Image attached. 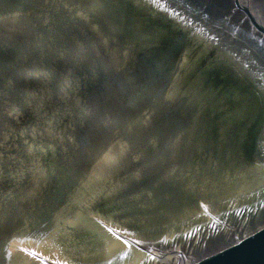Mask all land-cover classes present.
Returning <instances> with one entry per match:
<instances>
[{
  "label": "bare ground",
  "instance_id": "1",
  "mask_svg": "<svg viewBox=\"0 0 264 264\" xmlns=\"http://www.w3.org/2000/svg\"><path fill=\"white\" fill-rule=\"evenodd\" d=\"M31 1L33 0H0V36L3 35L4 38L7 36L8 39V44L6 41L5 43L0 41V54L7 53L9 54L8 57L10 56V60H7V62L4 60V63H0V87H2V90L4 89L2 91L0 88V168L6 170L12 168L13 165L16 164L13 162L15 159L12 161L11 157H15L17 154L22 153V149L20 150L18 148L22 145H20L21 141L17 136L19 134H17V132L24 131L25 136L36 147V150H39L38 154L44 159L37 162V164L34 163L35 165H33V163L31 165L32 168L29 172H31L32 174H30L34 177L30 185L31 188H41L44 190L47 187L45 188L43 185H47L49 181H52L53 179L51 180V178H56V182L61 183L62 173L68 169L66 175L70 174L71 188L69 187V193H67L65 198L70 208L77 209L83 207L85 198L89 196L92 198L94 197L95 201L92 202L94 205H98V207L106 205V208L109 206L113 210L121 207L122 209H130L132 212L136 211V213L132 214V219L140 217L141 215L148 217L161 216L163 220L176 217L183 218L202 211L195 201L198 195L193 194V192L199 193L200 190H207V194H218L219 196L213 199V205L216 206L232 200L263 177L259 169L251 166L238 154L237 156H229L228 151L224 148L225 146L218 148L217 144L208 141L206 139L207 134L204 135L203 130L199 128L200 124L202 125V122H204L205 118L210 114L206 111L209 106L211 110L214 109V105L215 107L226 106L227 113H229L228 117H234L236 113L239 112L244 116L249 115L248 118L253 119L257 104L250 102L248 98H246L247 95L245 97L243 96V98L238 96L241 98H237L238 100L235 98L232 102L229 98L230 96L227 94L229 91H226V93L217 88L216 92V84L207 77L211 74L212 70H209L207 75L204 70L200 68L196 56L182 61V65L180 66H182L183 69L187 67L184 74H182L183 76H188V74L191 73V67L194 65L200 68L199 76L194 77L193 81H189L187 78V83H190L191 87L198 85L197 88L200 92V96L197 97V101L188 96L189 86H185V88L180 86V88H178L176 84L174 90L169 94L170 104L172 105V116L174 115L176 118L182 116L183 107L186 106V103L193 113L195 117L193 120H195L197 126L191 130L190 136L187 137L182 133L188 132L189 130H177L172 128L169 124L166 128L162 129L161 126L164 122L161 121L160 115H156L151 109V111L142 109L139 116L135 119V123L132 124L131 121L133 120H131L132 118L130 117L135 116L133 110L135 105L134 97L123 95L124 105L117 113L113 109L111 111V108L108 107V100L103 97V94H98L97 96L96 93H93V89L90 88V85H92V88L96 86L98 70H104V78L108 79L110 85L113 84L116 90L123 91L127 89V85L129 86L131 83L130 81L128 83L122 81L119 76H117L115 71L116 65L114 64L117 62V58L111 57V54H113L109 53L111 49H109V52L104 51V49L99 50L97 43L95 41L94 43L91 42L92 39H90L88 33L82 32V36L72 34V32L69 33V26L73 25L74 28L75 24H78L74 20L78 18L77 15L81 14V12H76V7L72 8V5H64L66 10H61L62 6L60 5L57 9L60 11L61 17L57 20L53 18L54 15L51 12L54 11V9H50L48 0L42 3L35 1L30 4ZM119 2L122 4V7L118 6L119 9L113 7L116 14L119 16L121 15L120 17L124 20L125 27H129L131 32L135 31L138 34L141 44L144 43L149 45V43L154 42L155 46L159 47L160 44L165 50L173 49V47L169 46L170 43L167 44L165 38L161 37L159 34L166 33L167 30H165L164 27H159L157 24H154L149 20V17H145L144 13L136 14L135 10H133V13L129 5L126 7L124 0H120ZM44 3H47V5H43ZM21 6L26 10L24 13L23 9L24 15L22 14V16L18 11ZM39 6H42L43 10L38 13L45 12L40 16L35 11L37 9L41 10ZM21 9L22 8H20V10ZM32 10L36 12L33 17L30 15ZM49 12L50 15L47 16ZM22 17L24 21H21ZM36 18H39V20H36ZM108 19L110 22L112 21L109 16ZM112 23L115 24L118 29L122 28L120 26L118 27L115 22ZM64 27L68 29L66 30ZM104 27L105 26L102 28ZM154 31H157V33H154ZM96 34L98 36L97 40L101 42L100 39L104 38L105 29L101 30L100 28L98 31L96 30ZM85 36L88 38L86 40L89 41H84ZM116 37L120 39V48H116L115 51H117V53L118 51L122 53L121 51L128 50L125 46H129V42L126 40L125 35L122 38L117 34ZM152 39L154 41H152ZM107 42L109 43V41ZM107 42L104 39L102 43ZM131 45L132 44H130V46ZM101 46L100 44L99 47ZM131 48H133V45ZM154 48L157 49L156 47ZM172 51H174V49ZM172 51L169 52L172 53ZM158 53L161 54V52ZM53 54H55V62L53 61L54 63L52 64H44L45 58ZM28 56L29 58L33 57L35 59L42 58L43 62L41 65H38V67L30 69L26 77L25 74H20L18 70H20L21 64L25 63L27 65V59L25 61H23V59ZM1 57L2 56H0V58ZM105 59L108 61V63L106 62L107 65L104 62ZM5 63H8V65ZM82 66L84 71L81 69ZM106 67H110L111 71H107ZM52 68L60 70V74L55 76V78L48 76L47 70L51 71ZM7 71L12 75L9 79L7 77ZM11 71H16V74H12ZM68 72L72 76V84L68 82L67 77L70 76ZM74 77H76L75 80ZM210 77L212 76L210 75ZM23 78H26L25 80L28 82L23 81ZM205 79L209 86V88H206L210 94L203 89L204 86L203 88L199 86ZM86 81L88 82L86 83ZM21 82L33 88L34 85H39L40 87H37V92H42V89H44L43 91L46 89V91L50 93V96H53L52 102L44 106L41 104L39 98L34 97L31 99L29 93H26L25 90L24 92L22 91L26 89V86L22 87L23 85L21 86ZM4 83L5 86H2ZM110 85L105 83V85H102V89L104 86L106 88L105 91H108V95L111 96ZM20 94L25 95V97H23V104L27 110L24 115L25 117H20L17 113L21 107H24L20 103V97L18 98ZM45 96L46 94L41 98ZM34 99L35 103H33ZM150 99L152 100V98ZM191 100H193L192 106L189 103H192ZM15 102L16 105L13 106ZM100 102H102V108L104 110L98 109V105H101ZM60 106L67 111L65 113L66 116H70L71 114V117L67 116V119H71L72 123H70V121L67 122L68 120L65 121L61 118H56L59 115L58 108H60ZM3 109L10 110L11 114H6ZM130 110L133 113H131V115L129 113L131 112ZM35 111H39L40 114H35ZM120 112L127 113L124 124L122 121L123 126L119 129L117 126L115 129V134L119 132L121 136H116L115 139H118L117 141L114 139L104 141L102 134L105 133L108 135L107 133L114 131L113 126L119 123ZM211 113H213V111H211ZM28 114L30 116H28ZM225 118L227 119V117ZM227 123L228 121L225 120L224 126H227ZM89 125H92V135L98 137V139L94 141L92 139V142H89V138H84L82 136L83 134L81 135L80 133L81 129ZM239 125L241 129L237 127V130H234L235 134L241 130L242 132L245 131L242 129L241 122ZM245 126L246 125H244L243 128ZM156 133H159V136L161 135L160 140L162 143L161 141L160 143H151V135ZM144 135L146 136L144 137ZM46 137L52 138L51 145L48 144ZM83 139L85 140L83 141ZM66 141H68V144H71L68 148L61 150L52 147L58 143L62 145ZM22 142L24 143V141ZM10 144H12L13 147L15 144L16 147L13 149L7 147V149L6 146ZM81 159L84 166L79 168L80 166H78V164ZM68 162L70 164H68ZM89 163L94 165L93 170H85ZM71 166H74L73 169H71ZM4 170H0V172ZM78 170L79 172H77ZM72 173H74V176H71ZM31 175H29V177H31ZM184 179L189 180L183 183ZM177 181L178 185L181 186L187 184L186 187H188V190L181 186H179L178 189H169L165 187ZM108 185L111 186L109 189ZM64 187L66 188V186ZM97 190L99 192L96 194L95 191ZM172 193L175 194L171 197ZM159 196L160 198H158ZM157 200L161 201L155 202ZM208 206L210 205L208 204ZM184 209L186 210L184 211ZM78 213L82 214L83 212L79 211ZM78 219L83 221V218L80 219L78 216L74 222H68V224L62 222L61 225L56 224V226H52L50 224L49 226V223H46L47 225H44L46 228L38 224L32 227H25L20 231V234L24 235V232L26 234L27 231L29 233L32 231V233L36 235L44 234L47 238H52L53 236L59 238V235L66 232L57 240L61 241L65 239L69 241L71 239H82V245L85 246L82 250L83 252H88L76 256L75 260L78 262L92 261V264H118V262L129 260L127 256H125L124 260H120L119 258L116 259L119 251L117 250L118 247H115L117 244H114V242H105L109 243L108 246L100 244L90 246V244H83L92 237L95 238L94 231L88 228L86 223L78 221ZM76 221L78 222L75 223ZM133 228L134 227L131 229ZM69 230H72V232H68ZM97 234L96 232V235ZM73 235L75 238H71ZM11 236L16 235L12 233ZM97 238H99V235H97ZM52 240L54 241V239ZM92 244L94 243L92 242ZM94 249H96L94 255L92 254L90 256L88 253H93L92 250ZM6 251L9 253L8 255L5 254ZM0 264L29 263L26 260H18L14 254H10L7 243L0 242ZM127 264H130V261Z\"/></svg>",
  "mask_w": 264,
  "mask_h": 264
},
{
  "label": "water",
  "instance_id": "2",
  "mask_svg": "<svg viewBox=\"0 0 264 264\" xmlns=\"http://www.w3.org/2000/svg\"><path fill=\"white\" fill-rule=\"evenodd\" d=\"M35 1L39 0H33L30 4ZM119 1L62 0L61 10H66L64 5H77L90 23L96 22V25L101 26V30L105 29L104 38H99L101 42L97 40L98 36L93 38L92 32L89 33L87 27L77 31L78 35L85 32L90 35V39L96 38L95 42L99 50L105 48L104 51L109 52L111 49L109 53L113 54L110 56L120 58V63L126 59L131 61L130 56L134 54L142 61H152L157 57V53L161 52L157 57L158 66H161V58L162 65L164 64L166 69L171 67L172 71L173 66L175 71V76H171L167 83L168 95L174 90L176 84L178 88L189 86L188 96L197 101V97L200 96L198 85L191 87L190 83H187V78L182 75L187 67L183 69L180 66L182 61L194 56L207 75L208 71L212 70L210 74L212 77L208 75V79L216 84V88L218 86L220 91H229L226 93L232 102L235 98L238 100L247 95L246 98L250 102L257 104L253 119L239 112L234 117H228L227 107L218 106L214 107L213 113L205 118L199 128L203 130L204 135L207 134L208 141L217 144L218 148L225 146L229 156L238 154L251 166L259 169L263 177L232 200L216 206L213 205V199L219 196L218 194H207V190L193 192L198 195L195 201L202 211L183 218L166 220H163L161 216L145 215L132 219V214L136 211L132 212L130 209L121 207L113 210L109 206L106 208V205L103 207L95 205L96 209H94L91 203L93 204L92 201L95 200L88 196L89 201L85 200L83 207L76 210L83 213L90 208L91 210H87V213L98 210L99 216L91 215L95 217L96 224L102 225V232L95 224V238L87 239L88 241L83 244L108 246L109 243L105 242H114L119 251L116 259L124 260L125 256L129 258L128 261L118 262V264H127L129 261L130 264H264V0H124L126 7L129 5L132 12L135 10L136 14L144 13L145 17H149L154 24L167 30L165 34L158 33L165 38L167 44L170 43L169 46L173 47L174 51L173 49L165 50L160 44L157 47L154 42H148L149 45L141 44L138 34L135 31L131 32L129 27H125L121 15L116 14L113 7L118 9L122 7ZM57 7L53 5L50 9H54L51 13L54 15L53 18L58 20L61 15ZM35 11L38 13L42 10ZM35 11H31L32 17L36 14ZM44 13L38 14L40 16ZM49 15L50 12L47 16ZM21 21H24L23 17ZM112 22L122 28L118 29ZM91 26L94 25L91 24ZM103 26L105 27L102 28ZM117 34L122 38L125 35L129 42V46H125L128 50H123L122 53L115 51L116 48H120L116 44H120ZM86 39L88 38L85 36L84 41H89ZM104 39L109 43H102ZM100 44L101 47H99ZM130 44L137 47L135 53ZM104 62L107 65L106 59ZM120 63L118 62V65ZM202 83L208 87L206 79ZM109 88L111 96L108 95V107L111 111L113 109L118 113L124 105V91L115 90L113 84ZM191 101L192 103L188 102L192 106L193 100ZM149 108H147L148 111L153 110L156 114L157 107H151V110ZM169 112L165 115L161 128H166L169 124L177 130H189L182 132L189 137L191 130L197 125L188 104L186 103L183 107L182 116L178 118L172 116V109ZM129 113L131 115L132 111ZM126 116V112H120L119 117H122V121L123 118L126 119ZM225 120L228 121L227 126H224ZM240 122L245 131L241 130L235 134L234 130H237V127L241 129ZM244 125L246 126L243 128ZM160 137L159 133L151 135V143H160ZM96 138H92L93 141ZM106 138L107 136L104 141L110 139ZM89 142H92L91 139ZM86 169L93 170L94 165L89 163ZM188 180L184 179L183 183ZM183 185H178L177 181L165 187L178 189L181 186L188 190L187 184ZM174 194L172 193L171 197ZM132 227L134 228L131 229ZM112 235L117 238H113ZM71 238H75L74 235ZM65 242L64 240L56 242L52 253L57 251L58 255L53 256L42 253L35 247L27 248L18 242L12 244L10 248L34 264H92V261L75 260L76 256L88 252H83L82 248L85 246L81 241L71 239ZM95 250L89 253L90 256L94 255ZM33 252L36 255H31ZM5 254L9 253L6 251Z\"/></svg>",
  "mask_w": 264,
  "mask_h": 264
},
{
  "label": "rangeland",
  "instance_id": "3",
  "mask_svg": "<svg viewBox=\"0 0 264 264\" xmlns=\"http://www.w3.org/2000/svg\"><path fill=\"white\" fill-rule=\"evenodd\" d=\"M43 1H45V0H39L38 3L39 2L42 3ZM48 1H49L50 8H51V7H53V4H54V7L55 6H60L62 0H48ZM43 5H47V3H44ZM39 7H40L41 10H43L42 6H39ZM74 7H76L75 11L79 12V13L81 12V14H78L79 16L77 15L78 18L76 20H78V21L74 20L76 23H78V24H75L74 28H73V25H70V26L68 25L69 29L68 28L67 29L69 30V33L72 32V34L78 35L77 29L79 30V29H82V27L83 28L87 27V29L89 30V33H90V31L92 32L91 35L93 36V38H94V36L97 37V34H96L95 30L98 31V29H100L98 24L96 25V22H95V24L93 22L90 23L88 18L83 16L84 14H82V11L80 10V8L78 9L79 6L77 7V5H73L72 8H74ZM20 8H22V9L20 10ZM20 8H19L18 11H19L20 15L22 16L24 8L22 6ZM25 11L26 10L24 9V13H25ZM91 24L94 25L93 26L95 28V29L93 28L94 31L92 29ZM64 29H66V28L64 27ZM1 36H0V41L2 43H5V41H6V43L8 44L7 36L5 38L3 37V35H1ZM78 36H80V35H78ZM95 40H96V38L93 39L92 42L94 43ZM116 44H117V46H119L118 43H116ZM136 49H137V47L133 46L134 53H135ZM133 50H132V52H133ZM148 54H149V52H148ZM8 55L9 54H7V53L0 54V56H2L0 58V63H2V62L4 63V60L6 62H7V60H10L9 59L10 56L8 57ZM29 56L27 58L23 59V61H25L27 59L26 60L27 65L25 63L21 64V68H20V70H18L20 74H25L26 77H27L30 69H32L34 67L35 68L38 67V65H41V63L43 62L42 58H36L35 59L33 57L29 58ZM6 57H8V58H6ZM130 57H131V61L126 59V60H123L122 63H120V58H117V62L114 63V64L116 65L115 66L116 67L115 71L117 73V76H119V78L122 81H125L127 83L130 81V83H131V85H129V86L127 85V87H126L127 89L123 90L125 95H130V96L135 98L134 99L135 100V105H134V109H133L134 112H135L134 113L135 116L130 117V118H132L131 120H133V121H131V123L132 124L135 123L134 121L139 116V114L142 111V109L144 110V109H147L149 107L150 108L151 107H157L156 115L160 112L159 115H160L161 121H163L164 118H165V115L170 113L169 111L172 109V105L170 104V95H168V92H167L166 89H167V83H168L170 77L171 76L172 77L175 76L174 75L175 71L173 70V66H172V71L170 69L171 67L166 69V66L164 64L162 65V59L161 58H160V60H161V64L160 65L161 66H158L159 65V62H158V59H157V57H159L158 53H157V57L155 59H152V61H149L147 59L148 60L147 62L142 61L140 59H137L138 57H136L135 54L131 55ZM132 59H134V60L132 61ZM55 60H56L55 54L50 55L47 58H45L44 64H52V63L55 62ZM32 61H33V64H32ZM154 61H156V62H154ZM59 62H60V59H59ZM118 62L120 63V65H118ZM5 64L8 65V63H5ZM191 68H192L191 69V73L188 74V76H184L186 78L189 77L188 78L189 81H192V79H194L193 78L194 76L195 77L199 76V72H200V69H197L196 65L192 66ZM81 69L83 70V66H82ZM106 69L109 72L111 71L110 67H106ZM179 70H181V68H179ZM47 71H48V76H50L52 78H55V76H58L60 74L59 73L60 70H57V69L55 70L54 68H52L51 71L50 70H47ZM176 71H177V69H176ZM11 72H12V74H16L15 73L16 71L15 72L11 71ZM36 72H38V71H36ZM31 73H33V72H31ZM68 74H70V73L68 72ZM97 75L98 76H96V77L99 80L98 79L96 80V86H93V88H92V85H90V88L93 89L92 90L93 93H96L97 96H98V94H101V95L103 94V97L105 99H109V97L107 96L108 95V91H105L106 88L104 86H103V89H102V85H105V83H107V85H110V81L108 82V79L104 78L105 77L104 70H101V71L98 70L97 71ZM11 76L12 75H10L9 72H8V75H7L8 79ZM67 78H68V82L70 84H72L73 79H72L71 74ZM75 78L76 77H74V80H75ZM23 79H24L23 81H27V80H25L26 78H23ZM87 82L88 81H86V83ZM91 82H92V80H91ZM5 83H7V82H5ZM5 83L2 84V86H5ZM20 84H21V86L23 85L22 87L26 86L25 88L27 90L23 89L22 91L24 92V90H25L26 93H29V97L31 99L34 98V97L39 98L41 100V104L44 105V106L47 105V104H50L52 102V97L53 96L52 95L50 96V93L48 91H46V89H45L46 92L43 91L44 89L41 90L42 92H37V87L39 85H37V86L34 85V88H33V87L29 86L28 84L27 85L26 84L25 85L22 84V82ZM199 86L201 88H203V86H204L203 89H205L206 92L208 94H210V92L207 91V88H206L205 84L201 83V84H199ZM0 88L2 90V87H0ZM208 88H209V86H208ZM217 88L220 89L218 86H217ZM217 88H216V92H217ZM115 90H116V88H115ZM34 91H35V93H34ZM113 93H114V91H113ZM44 94H46V96L44 98H41V97H43ZM121 95H123V94L121 93ZM19 97H20L19 100H21L20 101L21 105L24 106L23 97H25V95L24 94H20L18 96V98ZM150 98H152V100ZM39 99H36V100H39ZM17 102H19V101H17ZM33 103H35V99H34ZM100 103H101V105H98V107H99L98 109H102V102H100ZM14 105H16V102L13 103V106ZM214 107H215V105H214ZM41 109L44 110L43 108H41ZM3 110L5 111L6 114H11L10 110H6V109H3ZM213 110H211V107L209 106L208 110H206V111H208L210 114H212L211 111H213ZM26 111H27L26 107L24 106V107H21V109H19L17 111V113H18V115H20V117H23L25 115ZM58 111H59L58 112L59 115L58 114H57L58 116L56 115L57 119L61 118V119L65 120V121L68 120L67 122L70 121V123H72L71 119L70 120L67 119V116L71 117V114H70V116L69 115L66 116L65 113L67 111L64 110L63 107L60 106V108H58ZM35 114H40V112L39 111H35ZM28 116H30V115L28 114ZM119 119H120L119 123L117 125L113 126L114 127V131L113 132L107 133L108 135L103 133V136H102L103 139L107 136L106 139L110 138V140H113V139L115 141L118 140V139H115V138H116L117 135L121 136V134L119 132H117L115 134V132H116L115 129H116L117 126H118V129L120 127H122L124 122L126 121L123 118V124H122V117L121 118L119 117ZM85 128H86V130H85ZM85 128L81 129V132H80L81 135L83 134L82 136L84 138H86V139L89 138V141H90V139L92 141V138H96L97 137L95 135H93L95 137L92 136V125H89L88 127H85ZM124 128H125V126H124ZM17 134H18L17 136L20 138V141H21L20 145H22V146H20L18 148L20 150L22 149L21 150L22 153L23 152H25V153L17 154V156L11 157V160L13 161L15 159L13 162L16 163L15 165H13L12 168H9V169H6V170H4V168H0V170H4V171L0 172V239H1L0 242L7 243L8 250L10 251V253L12 255L14 254L16 258L21 259V260H26V261H28L29 264H34L33 262H31L30 260H28L27 258L22 256L21 254H19L18 252H16L12 248H10V245L14 244L15 242H18V243L26 246L27 248L35 247L36 249H38L42 253L51 254L50 256H53V255H58L57 251L52 253V249H53V247L56 246V242L58 241L57 239H59V238H57L56 236H53L52 238H47V236H45L44 234L36 235V234H33L31 230H30L31 231L30 233L27 231L26 234L24 232V235H23V234H20V231L23 228L29 227V226L32 227L33 225H37V224L39 226L40 225L44 226V225H47L46 223H49V226H50V224L52 226H54V225L56 226V224L61 225L62 222L63 223L65 222L64 224H68V222L69 223L70 222H74L77 219V217L79 216L80 219L83 218V221L79 220V219H78V221H82V222L86 223L88 225V228H91L95 232L96 231L95 230L96 229L95 228V224L97 222L95 221V217H93L92 215L98 216L99 213H98V210H96L95 212L94 211H91V212L89 211V213H87L86 212L87 210H91L90 205L88 204V207L90 209H86V211H84L85 213L81 214V213H78L76 208H70L68 203H66L67 200H66L65 196L67 195V193H69V187L71 188L70 174L66 175V173L68 172V169L65 170V172L62 173V180H60V181H62L61 183H57L56 182V178H51V180L53 179L52 181H49V182L47 181L48 182L47 185H43V186H45V188L47 187L49 189L46 188V189L42 190L41 188H39V189L31 188L30 185L32 183V180L34 179V177H32L33 175H31L32 173L29 172L31 170V168H32L31 165H32V163H33V165L37 164V162L42 161L43 158H42L41 155L38 154L39 150L38 149L36 150V147L25 136L24 131L23 132H17ZM29 135H31V134H29ZM46 138H47L48 144L51 145L52 144V140H51L52 138L51 137H46ZM96 139H98V137ZM84 140L85 139H83V141ZM22 141H24V143ZM10 145H12V144H10ZM10 145H7L6 148L8 147L10 149V147H11L13 149L14 147H16L15 144H14V147H13V145L12 146H10ZM69 145H71V144H68V141H66L62 145H61V143H58L57 145L55 144L52 147L62 150V149L68 148ZM29 147H30L31 150L29 149ZM23 150H26V151H23ZM26 154H27V156H26ZM38 156H41V157H38ZM71 162H73V161H71ZM68 164H70V163L68 162ZM78 166H80L79 168L84 166L83 163H82V159L79 162ZM73 167L74 166H71V169H73ZM85 170H86V168H85ZM70 171H72V170H70ZM77 172H79V170ZM29 175H31L32 178L29 177ZM71 176H74V173H72ZM57 179H59V178H57ZM65 181H67V182H65ZM5 183H6V185H5ZM7 183H9V184H7ZM57 185H58L59 188L57 187ZM64 186H66V188ZM108 186H109L108 187V189H109L111 186L110 185H108ZM4 192H5V194H4ZM98 192H99L98 190L95 191L96 194ZM88 199H89V197L88 198L86 197L85 200H88ZM92 199H94V197ZM90 203H91V199H90ZM92 205L94 206L93 208L96 209V206L91 203V206ZM78 221H76L75 223H77ZM49 226H47V227H49ZM96 226H98V229L101 230L100 232H102V225L96 224ZM26 229H28V228H26ZM68 232L71 233L72 230H69ZM10 233L11 234L14 233V235H16V236H11ZM65 233L66 232H64V234ZM64 234L62 233V235H64ZM18 235H20V236H18ZM62 235H59L58 237H60ZM7 236H8V238H7ZM112 237L113 238H117V237H114V235H112ZM52 239H54V241ZM63 240L66 241L65 243L68 242V240H65V239H63ZM81 240H79V242Z\"/></svg>",
  "mask_w": 264,
  "mask_h": 264
},
{
  "label": "snow or ice",
  "instance_id": "4",
  "mask_svg": "<svg viewBox=\"0 0 264 264\" xmlns=\"http://www.w3.org/2000/svg\"><path fill=\"white\" fill-rule=\"evenodd\" d=\"M125 243H127V241H125ZM31 255H36V253L33 252V253H31Z\"/></svg>",
  "mask_w": 264,
  "mask_h": 264
}]
</instances>
